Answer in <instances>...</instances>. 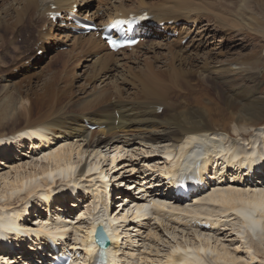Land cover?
Listing matches in <instances>:
<instances>
[{"label": "bare ground", "instance_id": "bare-ground-1", "mask_svg": "<svg viewBox=\"0 0 264 264\" xmlns=\"http://www.w3.org/2000/svg\"><path fill=\"white\" fill-rule=\"evenodd\" d=\"M253 1L262 7L263 14L252 9ZM5 3L0 0V9L6 11V17L0 15V26L9 24L18 32L25 29L26 35L30 33L28 39L34 43L33 56L38 58L37 52L42 50L43 57L35 61L28 58L16 66L20 74L12 72L0 79L3 93L0 124H12L11 130H0V163L6 164L0 166V228L4 229L0 236L11 226H19L17 211L9 210L28 209L33 203L39 205L46 191L53 192L60 187L70 195V184L76 181L80 185L85 180L87 166L89 173L94 169L101 171L106 165L113 168L115 160L124 156L126 159L119 169L147 173L133 177L134 184L143 191V184L139 182L150 184L154 173L150 170L159 165L164 167L167 161L160 156L165 154L177 153L179 163L193 147L204 146L206 150L220 147L219 151L212 152L217 156V164L226 170L227 164L236 166V157L230 158V149L229 153L224 151L229 146L238 151L243 150L241 146L256 143L264 149V126L258 125L264 117V93L258 90L262 75L255 68L261 56L255 54V48L253 54L250 52L253 55L250 60L237 56L223 58L226 52L222 47L225 41L230 42L231 47L225 49L230 53L240 45L231 39L234 32L248 31L264 39L261 18L264 0H14L9 5ZM76 7L80 16L99 24L144 12L154 22L166 24L164 30L158 25L150 26V37L130 50L115 53L96 36L72 32L68 21L70 11ZM55 11L64 15L52 22L49 16ZM176 31L179 35L170 37L169 32ZM14 37L10 38V46L20 50ZM8 40L0 31V47ZM89 58H93L92 63H86ZM56 59L63 61L64 72L71 70L68 75L74 82L84 85L70 101L58 107L51 103L47 110L31 118L29 98L10 99L13 78L40 77L44 71L35 69L45 70L50 66L49 61ZM238 69L246 71L248 77L236 78ZM97 81L100 84H95ZM227 103L237 108L230 110L223 122L216 115H221L222 104ZM89 125L99 128L92 130ZM253 129H259V136L252 139ZM193 133L194 137L188 136ZM11 135L15 139L10 143L14 145L16 141L21 148L17 152L22 150L14 156L8 149L3 150ZM156 155L158 159L153 157ZM258 159L255 155L245 156L241 163L252 165ZM144 166L150 170H144ZM111 168H104L103 178L109 177ZM235 173L232 170L225 181L221 180L223 176L210 191L198 193L194 203L185 204L173 195L149 196L155 200L149 206L152 207L150 214L141 216L149 217L143 222L150 228L148 244L142 250V257L131 256L128 264H159L163 260L165 264H264L258 250L255 255L248 248L249 239L254 238L264 250V179L254 184H238L231 179ZM148 193L140 192L143 200L138 195V203L146 202ZM16 196L22 200L18 204L13 203ZM62 198L76 203L75 198L63 195ZM89 198L83 197L79 208L86 220L71 225L76 231L73 240L92 241L98 224L111 226L116 222L110 219L104 205L95 206ZM93 199L101 201L99 197ZM73 203L64 205L65 216H71ZM26 215L27 222L34 218L32 213L26 212ZM203 217L216 218L219 227L204 231L195 225ZM91 226L92 232L88 230ZM228 236L233 238L226 239ZM242 248L249 258L238 255Z\"/></svg>", "mask_w": 264, "mask_h": 264}, {"label": "rangeland", "instance_id": "rangeland-1", "mask_svg": "<svg viewBox=\"0 0 264 264\" xmlns=\"http://www.w3.org/2000/svg\"><path fill=\"white\" fill-rule=\"evenodd\" d=\"M13 1L12 0H3V3L6 2L5 5L6 4L9 5V3H12ZM252 6H253L252 9L254 11H256L258 14H263V12L261 10L262 7L261 6L259 7L257 1H253ZM1 14L6 17V11L1 10L0 15ZM261 18H263L262 20H264V16L263 17L261 16ZM3 23L4 22H2V24ZM6 23H7V21H6ZM8 25L9 24H3L2 27L0 26L1 34H3L5 37H7L9 39L6 42V44H4L5 46L3 45L2 47H0L1 48L0 49V54H1L0 55V74H1V76H7L8 74H10L12 72L14 73L15 72L14 68H16V66H19V64L21 65V63L23 61H26V59L32 57L35 54L34 53L35 50L33 48L34 43L32 42V40L28 39V35H30V33H28V35H26L27 31L25 29L22 31H19V32L14 31L12 26L9 25L10 26L9 27ZM10 28H12V30ZM12 36L13 37L15 36L14 37V39L16 40L15 43H16V45L19 46L20 50L13 49V47L10 46L9 41H11L10 38ZM26 39H28V41L26 43H24V41ZM231 39H232V41L236 40V43H240V45H239L240 47L238 46L235 49H231L232 50V52H230V53H232V55H231L227 50H225L228 47H231L230 42L226 43V41H225V43L222 45V47L224 48L223 51L226 52V53H223L224 54L223 58H227V57L232 56L231 59H234L237 56L238 58H241L243 60H247L249 57V60H250V59H253V55H251V54H253L252 50L257 48L255 50H256V52L258 51V53L255 52V54L261 56V58H260L261 61L259 63L255 64V68L260 73L259 75H262V79H261L262 81L260 80L261 83L258 86V90L259 91L261 90V92L264 93V55L262 56V51L264 50V39L256 36L252 32H248V31H244V32L242 31L240 33L234 32V34H232ZM254 44L257 47H254L253 46ZM27 52H29V53H27ZM250 52H251V54H250ZM241 54H242V56H241ZM246 55H247V57H246ZM17 56H18V58H17ZM44 59L46 61V60H48V57H46ZM90 59H93V58H89L86 61V63H92L93 61H90ZM12 60H13V63H12ZM58 60H60V59H58ZM58 60L56 59L55 61H52V62L49 61L50 63L49 62H44V63L41 62V64L49 63L50 66H48V68H45V70H43L41 68L35 69V71H37V72L38 71L39 72L44 71L43 73H40V74H43L40 77L38 76V77L32 78V77H29L30 76L29 75V76H27V78H24L23 76H18V78L17 77L13 78V82H12L13 87H11L9 90V91H11L10 92L11 93L10 99H13L14 97L19 99V100H21L22 98H25V99L29 98V105H30L29 109H31V116H30L31 118L37 117L39 114L43 113L44 110H47L49 108V106H52V104H54V105H56V107H58V105H60V104L63 105L66 102L70 101V99H72V97H75L76 93H78L79 89L81 87H83V85H84L83 82L78 81V84L76 82H74L73 78L68 75L71 72V70L67 69L64 72V69L66 67H64L63 61L61 62ZM71 66L72 65H70L68 67H71ZM237 72H238V74H236V78H238V79H245L246 77H248L247 72L242 70V69H238ZM97 83L100 84L98 81L95 84H97ZM1 85L2 84H0V86ZM94 85H92V86H94ZM64 89H66V90H64ZM2 97H3V93H2V90L0 89V98H1L0 104L3 103ZM236 108H237V106L231 105V103L222 104L221 115L220 116L216 115V117H219V119L221 121L225 122V119L229 115L230 110H232V109L234 110ZM22 121H24V120L22 119ZM14 122L15 121H13L12 123L14 124ZM7 123H8V125H7ZM258 125H261L260 127L264 126V117L261 118V121L258 123ZM11 129H12V124L10 122H5V123L0 124V130L1 131H9ZM258 131H259V129H258ZM258 131L254 130V129H253V131H251L252 139L259 136ZM244 132L248 133L249 130L244 131ZM249 139H251V138H249ZM239 144L243 145V143H239ZM241 147H244V146H241ZM3 164L4 163H0V166H2V167L6 166V164H4V165ZM17 201L21 202L22 200L20 198H18V196H16V200L13 201V203H16ZM16 204H18V203H16ZM229 235H230V233H229ZM231 237L228 236L226 239H231ZM237 240H239V239L237 238ZM229 241L227 240V242H229ZM241 242H242V240H239V243H241ZM248 243H249L248 248L252 249L251 252L253 254H255V250H256V252L258 250V254H259L260 258H264V254H263L264 250L262 249L263 247L260 245L259 240H257V239L255 240L254 238H251V239H249ZM230 246L233 247V245H230ZM238 251H240L238 255H243L244 257L249 258V255H247L248 253L243 248L239 249ZM250 262L252 263V261H250Z\"/></svg>", "mask_w": 264, "mask_h": 264}, {"label": "snow or ice", "instance_id": "snow-or-ice-1", "mask_svg": "<svg viewBox=\"0 0 264 264\" xmlns=\"http://www.w3.org/2000/svg\"><path fill=\"white\" fill-rule=\"evenodd\" d=\"M108 43L113 47V48H116V47H119V43L116 41V40H112V39H108ZM129 43H135V41H131Z\"/></svg>", "mask_w": 264, "mask_h": 264}, {"label": "water", "instance_id": "water-1", "mask_svg": "<svg viewBox=\"0 0 264 264\" xmlns=\"http://www.w3.org/2000/svg\"><path fill=\"white\" fill-rule=\"evenodd\" d=\"M103 236H105L104 233H103Z\"/></svg>", "mask_w": 264, "mask_h": 264}]
</instances>
